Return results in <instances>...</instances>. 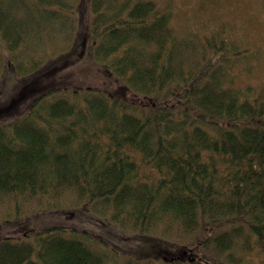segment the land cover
<instances>
[{"label":"trees","instance_id":"obj_1","mask_svg":"<svg viewBox=\"0 0 264 264\" xmlns=\"http://www.w3.org/2000/svg\"><path fill=\"white\" fill-rule=\"evenodd\" d=\"M174 17L0 0V264H264V45ZM78 45L109 85L36 84Z\"/></svg>","mask_w":264,"mask_h":264},{"label":"rangeland","instance_id":"obj_2","mask_svg":"<svg viewBox=\"0 0 264 264\" xmlns=\"http://www.w3.org/2000/svg\"><path fill=\"white\" fill-rule=\"evenodd\" d=\"M170 1L175 9V17L173 19L176 26L180 27L184 22L197 17H212L216 20H227L236 23L240 28V33L246 42L258 43L264 45V0H163ZM77 16L80 17V12L77 11ZM86 20V15H82ZM214 16V17H213ZM217 22V21H216ZM79 50L73 51L67 56L69 59L68 64L60 66L56 73L59 75L55 80L52 76L54 73H46L45 81H38L37 85H42L44 82L52 83H72L74 86L79 84H87L91 86L105 87L111 83V80L102 73L96 72L93 62L86 58L78 45ZM261 65L254 68V73L259 74L264 78V57H261ZM67 63V62H66ZM51 77V78H50ZM247 78H250L247 77ZM77 79V80H74ZM17 83L13 84L14 87ZM9 91L6 89L4 97L7 96ZM31 97L27 98L30 99ZM17 106L13 109L16 111ZM45 218V217H44ZM55 218V217H54ZM30 219V218H29ZM58 217L55 218V220ZM46 220V219H45ZM44 220V222H45ZM54 220V221H55ZM43 222V219L41 220ZM79 226V222L76 223ZM87 231L92 232L93 235H101L104 240H110L118 236L119 230L116 228L105 227L104 224H99L96 221L85 219ZM25 228L26 225H21ZM123 246L128 250L133 248L132 244L136 242L135 238H126Z\"/></svg>","mask_w":264,"mask_h":264}]
</instances>
